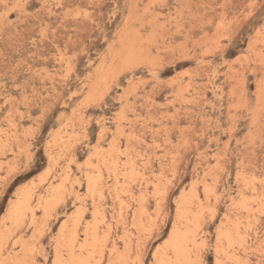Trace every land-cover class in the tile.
Masks as SVG:
<instances>
[{
    "label": "rangeland",
    "instance_id": "rangeland-1",
    "mask_svg": "<svg viewBox=\"0 0 264 264\" xmlns=\"http://www.w3.org/2000/svg\"><path fill=\"white\" fill-rule=\"evenodd\" d=\"M217 260L264 264V0H0V264Z\"/></svg>",
    "mask_w": 264,
    "mask_h": 264
},
{
    "label": "snow or ice",
    "instance_id": "snow-or-ice-1",
    "mask_svg": "<svg viewBox=\"0 0 264 264\" xmlns=\"http://www.w3.org/2000/svg\"><path fill=\"white\" fill-rule=\"evenodd\" d=\"M154 264H155V262H154ZM162 264H165V262H162ZM202 264H203V262H202ZM216 264H220L219 260H217Z\"/></svg>",
    "mask_w": 264,
    "mask_h": 264
},
{
    "label": "bare ground",
    "instance_id": "bare-ground-1",
    "mask_svg": "<svg viewBox=\"0 0 264 264\" xmlns=\"http://www.w3.org/2000/svg\"><path fill=\"white\" fill-rule=\"evenodd\" d=\"M31 195V194H30ZM41 197V196H40ZM38 204H39V202H38ZM24 207H26V206H24ZM20 210V209H19ZM13 214V213H12ZM15 218V217H14ZM10 220V219H9ZM14 220V219H13ZM16 220V219H15ZM14 224V223H13Z\"/></svg>",
    "mask_w": 264,
    "mask_h": 264
}]
</instances>
